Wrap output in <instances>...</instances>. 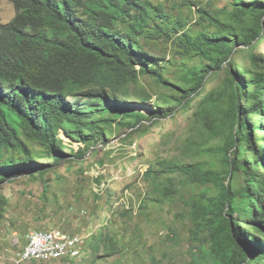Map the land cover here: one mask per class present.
<instances>
[{"label":"trees","instance_id":"16d2710c","mask_svg":"<svg viewBox=\"0 0 264 264\" xmlns=\"http://www.w3.org/2000/svg\"><path fill=\"white\" fill-rule=\"evenodd\" d=\"M11 1L16 14L0 23V184L30 172L48 189L51 169L41 159L57 166L85 157L87 149L67 145L61 131L99 144L109 137L106 125L127 128L130 138L150 132V120L193 107L183 157H160L145 171L153 200L177 193L176 175L200 184L185 200L200 242L190 264H264V0H228L215 13L199 5L194 22L203 27L193 33L145 0ZM148 34L179 42L182 82L161 71L165 58L140 48ZM143 75L164 90L150 115L131 107L152 99ZM5 202L0 195L1 215ZM118 251L113 239L88 264Z\"/></svg>","mask_w":264,"mask_h":264},{"label":"rangeland","instance_id":"374dc122","mask_svg":"<svg viewBox=\"0 0 264 264\" xmlns=\"http://www.w3.org/2000/svg\"><path fill=\"white\" fill-rule=\"evenodd\" d=\"M145 1L161 3L165 13L189 22L192 33L203 27L194 22L200 17L199 5L207 7L211 13L229 5L228 0ZM15 14L11 0H0V23L10 21ZM175 39L148 34L139 37L138 43L149 55L165 58L168 62L163 63L161 71L174 83H180L185 67L179 60L177 50L181 46ZM259 50L264 52V42ZM141 82L152 99L133 101L131 107L150 115L152 101L157 96L164 97V90L150 75L141 76ZM216 84V78L207 82L205 91ZM193 110V107L188 111L179 108L175 118L165 117L157 125L150 120V132H139L130 138H124L127 128L115 123L106 125L109 137L99 144L77 142L61 131L60 136L67 145L76 150L87 149L85 157L71 161L72 157L68 156L57 166L49 165L53 159H41L43 166L46 165L43 168L51 169L45 176L48 189L42 179L33 178L30 172L0 184V195L6 197L2 215L0 205V264H15L12 256L22 246L28 231L52 227L83 234L86 238L84 255L78 259L35 260L22 264H88L103 255L113 239L119 251L98 259L97 264H190L192 251L198 250L200 242L192 238L190 206L185 200L201 191L202 186L183 182L176 175L177 193L159 203L153 200V186L144 175L149 165L160 157H183L182 147ZM32 147L43 149L41 144H32ZM66 151L71 152L69 148ZM222 164L230 166L231 161L225 158ZM144 202L147 203L145 208Z\"/></svg>","mask_w":264,"mask_h":264},{"label":"built area","instance_id":"2783aa9c","mask_svg":"<svg viewBox=\"0 0 264 264\" xmlns=\"http://www.w3.org/2000/svg\"><path fill=\"white\" fill-rule=\"evenodd\" d=\"M85 245L83 234L72 233L61 227L31 229L22 246L12 256V262L22 264L35 260L78 259L84 255Z\"/></svg>","mask_w":264,"mask_h":264}]
</instances>
